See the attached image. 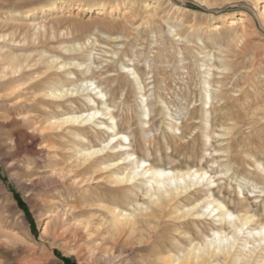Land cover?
Segmentation results:
<instances>
[{
	"label": "bare ground",
	"instance_id": "bare-ground-1",
	"mask_svg": "<svg viewBox=\"0 0 264 264\" xmlns=\"http://www.w3.org/2000/svg\"><path fill=\"white\" fill-rule=\"evenodd\" d=\"M147 1L146 3L144 2L145 6L143 7L150 8L161 5V0ZM203 1L208 5H212L217 2L233 3L239 0ZM242 1L247 8L244 15L231 17L230 19L223 16V21H217L218 23L210 25L209 31L206 32L207 40L217 47V54L210 52L201 60L199 65V68L203 70V77L200 81L202 96L199 99L201 102L199 105H194L192 111L188 110L185 116L186 121L199 119L196 122L202 124V128L200 127L201 137L205 145H212L214 135L220 137L227 134L228 136L233 127L231 126L233 123L231 125L221 123L222 132L212 130V128L217 127L216 124L213 127V122L216 120L214 113L218 110L215 101H224V79L229 77L233 70L231 63H229L231 53H235L237 49L240 50L241 54L244 53V50L248 47L250 37L257 33L258 29L262 30V32L264 31V9L259 10L260 0ZM132 2L133 4L130 7H123V0H108L99 3H87L80 0L76 6L78 10L76 16L78 12L85 11L95 12L99 17L102 15L111 17L113 20H98L97 26L94 29L110 40L121 41L127 35L112 37L107 35V31L119 28L125 32L134 25L131 22L134 19L133 17L136 16L134 12L138 4L134 0ZM66 6L67 4L64 1L61 4H57L55 0H51L48 8L50 13L47 14L45 12L46 9H42L46 16L49 17L48 21L44 19L39 21L34 18L31 19V16L35 12L29 9L25 13L24 18L30 19L27 20L26 25L22 26L24 28V47L12 46L11 44L15 42L13 39L9 41L7 36H4L6 34L0 35V91L3 89L6 91L8 89L11 90L9 93L6 92L7 95H3L0 98L2 101L7 102L12 96L15 98L21 97V91H25V99L21 103L22 106H42L46 110H51L50 107L54 108V111H50L45 120H43L41 124L42 130H58L61 132L69 130L78 139L73 154L68 159L66 158L65 161L60 162L63 166H61L59 172L68 169V171H73L78 175L90 174V177L84 179L95 180L98 178V182L104 183L105 187L110 189L114 196L115 193H117L116 195L118 193L122 195L123 199L120 203H117V201L111 203L99 196L97 199L91 201L88 198L85 199L84 205L78 210V213L82 215L89 213V216L86 214L87 217H83V219L78 216L77 224L79 225L72 230V233L83 231L80 229L81 225L83 229L88 230V233L93 237L91 239V242L94 243L93 248L102 253L101 259L106 264H129V258L127 259V254L125 253V247L128 245L132 246L133 252L149 251L150 258L146 264H264V219L259 216V207L253 209L252 202L250 201V198H255V200L253 199L255 203L262 202V204H257V206L262 205L264 207L263 197L262 199H258L264 195L263 185L260 187L254 181L251 182L247 180L248 178H242L245 184L238 183L236 198L234 197L235 199L232 200L237 207V209L234 207V211L229 207L230 204L228 206L225 198L221 199L224 196L218 198V195H221L220 193L216 194L218 197L215 196V189H220V192H222L221 189L224 186H220L216 180L217 177L212 175L211 171L209 172L203 165L187 166L185 168L156 166L146 159V157L142 158L139 154L138 156L130 135L124 133L125 131L122 129L119 130V123L114 110L120 104L126 103L124 92L127 84L131 83V91L137 97V105L140 110L141 127L139 128L142 139L144 141L147 140L155 130L154 127V129L152 128L151 121L152 113H155L156 110L164 116L163 120L160 119L162 120L161 124H166L172 138L179 140L187 139V135L182 129L183 121L179 116L177 117L178 113L170 109L166 100L167 97L165 98L162 94V91L165 90V87L162 86L164 80L162 79L156 83V75H159L160 72L156 65L158 63H155L154 59H146L144 61L145 66L142 73L135 65V60L130 58L126 51L120 50V48L111 53H109L110 51H105L104 53L111 54L113 57H117L118 53L123 51L124 57L127 58L128 63L124 61L120 62L122 75L126 79V81L124 80L125 82H121L119 75L114 73H109L105 76L103 73L97 75L96 71L99 69V63L96 64L94 59L95 53L92 47L96 42L94 36L88 37L84 41L71 44L65 43L59 46L63 51L69 52V54L80 53L82 56H86L87 62L81 60L79 56L74 55L67 57V59L61 58L62 56L57 54L50 55V52L45 48L40 51L37 49H26V46L30 44H49L48 41L55 39L59 35L61 30L59 27L62 23H66L69 28L79 23L76 18H70L65 13L63 14L62 11L67 8ZM118 11H122V19L116 18L113 15V13L116 14ZM59 12H62V14L60 15ZM151 12L150 15L154 16L153 12L155 11L152 10ZM54 14L56 15L54 16ZM150 15L148 16L150 17ZM40 17H43V15ZM177 29L178 27L176 26L168 25V33L173 40L175 42L183 41L186 44L190 43L191 40L188 37L183 36V38L182 35H179L180 32ZM160 33L162 34L161 30ZM61 34L64 35V31ZM195 36L201 44L204 43V38L200 32H197ZM253 43L250 46H253ZM117 45L118 47H122L124 43L122 41L117 42ZM252 48L254 49V47ZM19 50L20 53L17 52ZM165 50H157V56L161 57ZM132 51L134 57L142 54L141 51H134L133 48ZM177 55L181 56L180 61L184 62L185 58H183L184 55L180 47H178ZM258 55L261 54L258 53ZM110 60L112 61V58ZM168 62L170 61L168 60ZM159 63L162 64L163 61H159ZM72 66L79 70L80 76L72 69ZM181 68L184 69L186 66L182 65ZM53 70L63 71L61 72L62 75L56 73V71L53 72ZM9 74H12V76L19 75L18 78H11L13 81H17V79L25 77V75H28V77L26 82L19 84L17 87L10 88L12 82L8 80ZM99 77L101 78L98 80ZM113 84L115 85L113 86ZM186 86L188 87L187 84ZM28 90L32 91L27 92ZM168 96L170 97V95ZM78 102L86 106V109H78ZM127 102L129 103L130 101ZM8 106H11V104ZM127 106L130 105L127 104ZM18 108H20L19 105ZM219 109H221V106ZM193 112H198L199 115L195 116ZM235 119L231 120V122H234ZM120 120L126 121L122 120L121 117ZM127 122L131 123L130 121ZM216 123H218V120H216ZM90 130L93 131L96 138L99 133L107 134V137H103L105 138L103 140L98 138V143L93 142L90 140ZM46 135L48 136L50 133ZM166 136L167 133L163 132V137L165 138ZM190 136L193 137L194 135ZM209 149L211 150V148ZM216 149L215 147L212 151L206 149L202 155V159L207 160V158H210L209 161L212 162V165H216L218 163L215 157L218 155V150ZM62 151L64 150L62 149ZM222 151L225 152L226 150ZM196 152H194V156L197 154ZM183 153L185 154V152ZM235 154L237 155V153ZM179 155L181 154L179 153ZM196 156L200 157V155ZM72 157L73 160L70 161L69 159ZM171 157L173 156L171 155ZM229 163L224 164L225 171L221 172V174L228 176L227 174L232 169ZM253 164L258 173L264 177V163L255 158ZM235 176H237L236 179L239 178L238 175ZM246 184H250L251 186H248L252 187V190L248 189L249 196L244 194L243 187ZM228 187L231 188V185L229 184ZM200 193L202 196L196 197ZM71 205H73V202ZM72 208L77 209V206L73 205ZM44 218L48 219V221L46 219L43 230L45 236L52 235L56 238L63 236L62 228L65 226V223L59 215L47 213ZM75 218H77V215H75ZM160 227L165 228L164 231L172 229V232L167 231L165 235H159L158 230ZM205 227H209V230L206 231ZM13 233L15 234L14 231ZM136 233H140V235L146 233V236L133 242ZM5 239L4 241H7ZM17 264H21V262ZM138 264H141V261Z\"/></svg>",
	"mask_w": 264,
	"mask_h": 264
},
{
	"label": "rangeland",
	"instance_id": "rangeland-1",
	"mask_svg": "<svg viewBox=\"0 0 264 264\" xmlns=\"http://www.w3.org/2000/svg\"><path fill=\"white\" fill-rule=\"evenodd\" d=\"M55 1L57 4H61L62 1L66 2L67 8L62 11L63 14L65 13V15L70 18H76L79 23L71 28H69L66 23H62L59 27L61 28L59 35L55 39L48 41L49 44H30L26 46V49H37L40 51L45 48L50 52V55L57 54L64 59L74 55L79 56L81 60L87 62L86 56H82L80 53L69 54V52L63 51L59 46L65 43L71 44L84 41L88 37L94 36L96 39V42L92 45L95 53L94 59L96 64L99 63V69L96 71L97 75L103 73L105 76L109 73H114L119 75L121 82H125L126 79L122 75L120 62L124 61L125 63H128L127 58L124 57L123 51L119 52L117 57L104 53L105 51H110L109 53H111L114 50H119V48L120 50L126 51L128 56L135 60V65L141 72H144V61H146V59H154L156 61L155 63H158L156 65L158 66L160 74L156 75V83L162 79L164 80L162 86L165 87L166 91L163 90L162 94L165 98L167 97L166 100L170 109L178 113L177 117L179 116L183 121L182 129L186 133L187 139L179 140L172 138L166 124H161L164 116L156 110L155 113H152L151 121L152 128L154 127L155 130L153 131L152 136L148 138L149 140L147 139L145 142L141 137L142 134L139 128L141 125L140 110L136 100L137 97L131 91V83H128V87L126 86L124 92L126 103L120 104L116 107L114 114L118 119L119 130L122 129L125 131L124 133L130 135L133 147L136 150L134 151L137 155L139 154L142 158L146 157V159L156 166H163L166 168H185L187 166L203 165L209 170V172L211 171L210 173L212 175L217 177L216 180L218 184L224 186L221 189L222 192H220V189H218L219 191L215 189V196H219L218 198L224 196L221 199L225 198L228 206L230 204L229 207L233 210L235 208L237 209L235 202H232V200L236 198V191H238L237 185L238 183L245 184L242 178H248L247 180L251 182L254 181V183L260 187L263 185L264 189V177L258 173L253 164L255 158L264 163V31L262 32V30L258 29L257 33L250 37L248 47H246L244 53L241 54L239 49H237L235 53H231L229 63H231L233 70L229 77H227L228 79H224L223 90L225 99L220 102L215 101L218 110L214 113V117L218 120V123H216V120L213 122V127L215 124L217 127L212 128V130L222 132L220 126L221 123L227 125L233 123L231 125L233 126L232 130L228 133V136L230 137H228L227 134L220 137L214 135L215 137L212 139V145H205L201 137L202 124L196 122L199 121V119L190 121H186L185 119L187 111H192L193 106L199 105L201 102L202 85L200 81L203 77V70L199 68L200 62L210 52L217 54V47L207 40L206 32L209 31L210 25L223 21V16L230 19L231 17L233 18L244 15L247 8L242 0L233 3L217 2L212 5L204 3L203 0H161V5L150 8L143 7L147 0H141V2L140 0H134L136 1V4H138V7H136L134 12L136 16L133 17L135 20L133 19L131 22L134 25L132 24L133 26L125 32L119 28L109 29V31H107V35L112 37L124 34L127 35L121 40L124 43L122 47H118L117 45V42L121 41L110 40L94 29L97 26L98 20H113L111 17L106 15L99 17L95 12L85 11L78 12V15L76 16V12L78 11L76 6L80 0ZM81 1L87 3H99L108 0ZM123 1V7H130L133 4V0ZM150 1L152 2V0H148L147 2ZM50 2L51 0H0V35L6 34L4 36H7L9 41H12L13 39L15 42L11 44L12 46L24 47V28L22 26L26 25L25 23L30 19L24 18L25 13L29 9H32L35 13L31 16V19L34 18L38 21L44 19L45 21H48L49 17L46 16L42 9H46L45 12H47V14L50 13V11H48ZM174 7L177 8L175 9ZM259 8V10L264 9V0L259 1ZM152 10L155 11L153 12L155 14L154 16L150 15ZM122 11H118L116 14L113 13V15H115L116 18L122 19ZM62 12H59V14L61 15ZM42 15L43 17H40ZM55 15L56 14H54V16ZM148 15H150V17ZM168 25L178 27L177 31L180 32L179 35H182V37H188L191 42L187 44L183 41L175 42L168 33ZM160 30L162 31V34L160 33ZM62 31H64V35L61 34ZM197 32L202 34V37L204 38L203 44L197 40L195 36ZM252 43L253 46H250ZM258 46L259 48H257ZM178 47L182 49L184 55L183 58H185L184 62L180 61L181 56L177 55ZM252 47H254V49ZM132 48L134 51H141V56L138 54L139 56L137 55L134 57L132 55ZM157 50L165 51L160 57L157 56ZM17 52L20 53V50ZM258 53L261 55H258ZM111 58L112 61L110 60ZM168 60L170 62H168ZM159 61H163V63L161 64ZM166 63L168 64V67ZM182 65L186 66V68H184L185 70L181 68ZM72 69L78 76H80L77 68L72 66ZM55 71L62 75L61 72L63 71L53 70V72ZM165 72L166 74H164ZM8 77V80L12 82V84H10V88H12L26 82L28 75L17 79V81H13L11 78H18L19 75L12 76V74H9ZM101 77H99L98 80ZM114 85L115 84H113V86ZM233 87L235 88L233 89ZM10 91V89L7 91L5 89L1 90L0 97L7 95ZM30 91L32 90H28L27 92ZM21 92V97L15 98L12 96L7 102L2 101L0 98V264H17L20 262L21 264H28L29 262L30 264H106L101 259L102 253L93 248L94 243L91 242L93 237L88 233V230L85 228L83 229L82 225L80 229L83 231L72 233V230L79 225L77 224V219H79V217L83 219V217H87V215L89 216V213H85L84 215L78 213V210L84 205L85 199L88 198L91 201L97 199L99 196L108 202L112 203L117 201V203H120L123 197L120 193H118V195L115 193V197L113 192L105 187L104 183L98 182V178L95 180H85L84 178L90 177V174L78 175L73 171H68V169L59 172L61 166H63L60 162L65 161L66 158L68 159L73 154L78 139L72 132L70 133L69 130H64L63 132L58 130H42L41 124L43 120H45L50 111H54V108L50 107L51 110H46L42 106H22L21 103L24 102L26 92ZM168 95H170V97ZM127 101L130 102L128 103ZM10 104L11 106H8ZM127 104L130 106H127ZM18 105L20 108H18ZM77 106L78 109H86V106L80 102L77 103ZM220 106L221 109H219ZM39 107L43 109H40ZM193 113H195V116L199 115L198 112ZM120 117L122 120L126 121H121ZM233 119H235V121L231 122ZM127 121H130L131 123H128ZM163 132L167 133L165 138L163 137ZM48 133H50V135L47 136L46 134ZM90 133V140L96 143H98V138L103 140L107 137V134L99 133L96 138L93 131ZM190 135L194 136L191 137ZM208 147L211 148V150ZM214 147L215 149L217 148V154L219 155L215 156L218 161L216 165H212V162L209 161L210 158H207V160L202 159L205 150L212 151ZM62 149L64 151H62ZM224 149L226 150L225 152L222 151ZM183 152H185V154ZM194 152L197 153H195L196 155H200V157H197L196 155L195 157ZM179 153L181 155H179ZM235 153H237V155ZM171 155L173 157H171ZM186 157L189 158L191 162L188 161L189 159ZM69 160H73V157ZM226 163H229L232 167L231 171L227 174L228 176L221 174V172L225 171L224 164ZM220 166L222 167L219 169ZM235 175H238L239 178L236 179L237 176ZM229 184L231 185V188L228 187ZM248 185L246 184L243 187L246 196L250 195L248 189L250 188V190H252V187H249ZM218 193L221 195H218ZM201 196V193L200 195H196V197ZM262 197L264 199V195L260 196L258 199H262ZM253 199L255 200V198H250L253 209L259 207V216L264 219V207L262 205L257 206V204H262V202L255 203ZM72 202L73 205L77 206V209L72 208ZM260 210L263 212H260ZM47 213L59 215L61 220H63L65 223V226L62 228L63 236L56 238L52 235L45 236L43 234L47 219L44 218V216ZM75 215H77V218H75ZM205 229L207 231L209 230V227H205ZM164 230L165 228L160 227L158 230L159 235H165V232L167 231L172 232V229L167 231ZM145 234L146 233L140 235V233H136L133 242H136L140 238H145ZM4 239L7 241H4ZM131 247V245L125 247V253L127 254V259L129 258V264H138L140 261L141 264H146L150 258L149 251L142 250L143 252H133Z\"/></svg>",
	"mask_w": 264,
	"mask_h": 264
}]
</instances>
